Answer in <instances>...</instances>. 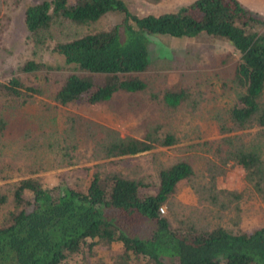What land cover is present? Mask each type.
Wrapping results in <instances>:
<instances>
[{
	"label": "trees",
	"instance_id": "1",
	"mask_svg": "<svg viewBox=\"0 0 264 264\" xmlns=\"http://www.w3.org/2000/svg\"><path fill=\"white\" fill-rule=\"evenodd\" d=\"M108 12L120 13L119 20L108 28L88 31L53 46L73 70L57 76L59 87L51 90L52 98L61 104L82 98L97 102L118 90H143L146 80L139 73L149 65L152 35L206 33L226 39L238 53L232 74L241 86L230 114L239 127L257 126L261 140L227 135L222 139L225 146H216V153L222 161L231 159L241 164L251 185L263 191V18L240 0H193L172 11L144 14L133 12L125 0H36L26 5L24 24L36 41L43 42L53 16L87 23ZM44 66L43 62L27 60L21 68L31 72ZM14 83L21 85L18 80ZM5 87L22 94L18 87ZM30 88L38 90L34 85ZM160 94L171 106L181 104L186 96L184 90L175 87ZM0 122L4 123L1 117ZM98 126L87 128L84 138H76L72 144L75 147L79 141L93 159L106 161L86 162L64 171V180L55 186L39 176L0 185V203H11L0 220V264H65L74 255H89L97 245L107 249L114 241L120 242L121 249L113 251L112 257L121 261L134 257L140 264H264V225L239 231L223 225L199 228L195 224L182 229L173 227L161 212L176 185L194 173L187 159L160 167L156 182L101 168L104 163H114L116 156L147 150L155 142L174 143L171 132L156 126L144 138H136L122 136L111 126ZM79 175L84 176V183L88 180L86 185Z\"/></svg>",
	"mask_w": 264,
	"mask_h": 264
},
{
	"label": "rangeland",
	"instance_id": "2",
	"mask_svg": "<svg viewBox=\"0 0 264 264\" xmlns=\"http://www.w3.org/2000/svg\"><path fill=\"white\" fill-rule=\"evenodd\" d=\"M34 1L0 0V117L4 121L0 122V185L20 177L39 176L55 186L62 182L64 171L86 162L106 161L93 159L79 141L73 147L76 138H84L87 128L97 129L102 124L116 128L122 136L144 138L157 126L160 131L171 132L175 142H155L147 150L116 156L114 163H104L101 168L156 182L160 167L187 159L194 168L193 175L176 185L161 210L173 227L223 225L239 231L264 225V189L258 191L251 185L241 164L231 159L222 161L216 153V146H225L222 139L227 135L261 140L257 126L239 127L230 114L241 86L232 74L238 53L226 39L206 33L152 35L149 65L139 73L146 80L143 90H118L103 101L82 98L61 104L52 98L51 90L59 87L57 76L72 72L73 65L65 63L53 46L88 31L108 28L119 20L120 13L108 12L87 23L53 16L44 33L46 39L40 42L24 24L25 7ZM125 1L133 12L144 14L172 11L193 0ZM240 1L264 20V0ZM27 60L45 66L27 72L21 68ZM99 77L94 74L96 80ZM17 80L21 82L17 86L20 95L5 87H16ZM31 85L38 90H32ZM171 87L185 91L181 104L171 106L163 101L160 91ZM261 152L264 155L263 148ZM79 179L83 186L88 182L85 179L84 183L83 175ZM9 205L0 203V220ZM120 245L119 241L107 249L97 245L91 254L74 255L65 264H98L101 260L105 264H140L134 257L125 263L112 257Z\"/></svg>",
	"mask_w": 264,
	"mask_h": 264
},
{
	"label": "built area",
	"instance_id": "3",
	"mask_svg": "<svg viewBox=\"0 0 264 264\" xmlns=\"http://www.w3.org/2000/svg\"><path fill=\"white\" fill-rule=\"evenodd\" d=\"M161 210H162V207H161Z\"/></svg>",
	"mask_w": 264,
	"mask_h": 264
}]
</instances>
